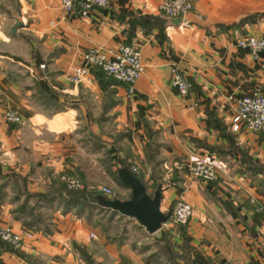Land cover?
Here are the masks:
<instances>
[{
  "label": "crops",
  "instance_id": "1",
  "mask_svg": "<svg viewBox=\"0 0 264 264\" xmlns=\"http://www.w3.org/2000/svg\"><path fill=\"white\" fill-rule=\"evenodd\" d=\"M159 2L108 0L80 16L60 0H0V225L34 231L21 246L0 239V264H264V128L230 126L239 96L264 93V51L252 58L235 44L264 34V0H197L178 20ZM121 43L141 52L132 94L97 67L78 83L66 78L88 48ZM172 65L184 94L170 85ZM7 109L23 122L6 121ZM201 157L213 178L190 172ZM121 166L150 194L161 184L166 214L189 202L187 223L149 233L103 202L78 210L57 200L46 223H23L31 215L19 206L36 202L26 194L62 172L105 184ZM122 218L130 227L108 229Z\"/></svg>",
  "mask_w": 264,
  "mask_h": 264
},
{
  "label": "built area",
  "instance_id": "2",
  "mask_svg": "<svg viewBox=\"0 0 264 264\" xmlns=\"http://www.w3.org/2000/svg\"><path fill=\"white\" fill-rule=\"evenodd\" d=\"M197 0H160L158 9L167 17H181L189 12ZM63 10L67 13L85 16L94 6H105L108 0H60ZM235 44L248 50L252 58H256L259 52L264 51V34H246L235 38ZM42 68L44 64L40 65ZM92 67H99L105 73L123 82L127 86V93L132 94L136 82L143 70L140 48L134 44L121 43L115 49L105 50L99 46L88 48L82 55L79 64L73 66L66 78L73 82H80L90 73ZM170 85L180 94L186 93L188 82L174 65L170 67ZM3 116L8 122L22 123L23 119L18 111L7 109ZM232 130H238L241 126L248 130H261L264 128V93L260 88L253 89L250 93L239 96L235 100L234 111L230 118ZM133 169H136L133 167ZM190 172L202 179H211L214 176V165L209 160L198 158L189 165ZM60 179L68 186L82 188L85 185L77 177L62 173ZM88 189L101 191L110 196L112 190L105 185L88 184ZM192 213L189 202L182 198L175 200L163 226L184 225ZM95 236L94 233H90ZM32 229L15 230L8 225H0V239L14 246H21L26 239L32 238ZM204 264H219L213 260Z\"/></svg>",
  "mask_w": 264,
  "mask_h": 264
},
{
  "label": "water",
  "instance_id": "3",
  "mask_svg": "<svg viewBox=\"0 0 264 264\" xmlns=\"http://www.w3.org/2000/svg\"><path fill=\"white\" fill-rule=\"evenodd\" d=\"M21 24L22 21L17 19L12 25V31L16 32ZM118 174L123 185L130 188V196L125 199L118 197L105 199L103 206L134 217L149 233L158 230L167 219V214L159 209L161 184H157L153 193L150 194L146 184L132 174L127 167H119Z\"/></svg>",
  "mask_w": 264,
  "mask_h": 264
},
{
  "label": "rangeland",
  "instance_id": "4",
  "mask_svg": "<svg viewBox=\"0 0 264 264\" xmlns=\"http://www.w3.org/2000/svg\"><path fill=\"white\" fill-rule=\"evenodd\" d=\"M62 173H69V174H71V175H73V176H75V177H77L81 182H83V184L85 185L84 187H82V188H75V187H68L61 179H60V175L62 174ZM61 174H59V176H58V181H61L62 183H64L65 184V186H66V188L67 189H71V190H73V189H75L76 191H79V192H83V195H78V198H80V202L79 203H77V204H84V205H76V207H77V209L78 210H81L82 208H86V207H89L90 205L89 204H96V203H86L84 200H87V198H91L92 197V194H93V192H91V191H89V190H92V189H88V188H86V186L88 185V184H96V185H105V186H107V187H109L111 190H112V193H111V195L109 196L110 198H114V197H118V196H125V197H129L130 196V193H131V190H130V188L129 187H125L117 178H107L105 181L107 182V183H96V182H91V181H89V182H86V181H84L80 176H78L77 174H75V173H71V172H68V171H64V172H62ZM127 188V189H126ZM124 190H127V191H125L126 193L124 194L123 193V191ZM94 191H97V190H94ZM99 192H101V191H99ZM130 192V193H129ZM88 193V194H87ZM95 195V194H94ZM33 197V196H32ZM33 198H35V200H36V202H33V204H30L29 206L31 207V208H27V210H31L32 212H31V216H29V219L28 220H30L31 219V217H35V218H37L36 220V223L38 224V223H46L47 221H48V219L50 220V218H51V215H50V202H48V201H43V200H41V201H39L38 200V198L37 197H33ZM81 200H83L85 203H83V201L81 202ZM42 204H41V203ZM95 202V201H94ZM91 207V206H90ZM170 213V212H169ZM27 215H29L28 213H26ZM131 219V218H130ZM131 220H134V219H131ZM126 224H128L127 223V221L124 219V218H122L120 221H117L116 223H113L112 225H108V229L110 230V231H115V230H117L118 231V233H121V231L120 230H118V228H124V227H126V228H128V227H130V225H127L126 226ZM32 226V225H31ZM29 229V228H28ZM31 229V228H30ZM91 236V235H90Z\"/></svg>",
  "mask_w": 264,
  "mask_h": 264
},
{
  "label": "trees",
  "instance_id": "5",
  "mask_svg": "<svg viewBox=\"0 0 264 264\" xmlns=\"http://www.w3.org/2000/svg\"><path fill=\"white\" fill-rule=\"evenodd\" d=\"M97 68L100 69L102 72H104L101 68H99V67H97ZM39 96L43 99V98H46L47 95H44L43 92H39ZM128 169H129V167H128ZM129 170L132 174H134L135 176H137L141 180V178L137 174H135L133 171H131V169H129ZM114 177L117 178L121 182L118 172L114 173ZM89 191L93 192V194H92L91 198L89 197V198H87V200H84L86 203H90L91 201L92 202L95 201V202L100 203V202H103L105 199L110 198L109 196H107L103 192L94 191V190H89ZM80 194L83 195V192L82 191L81 192L76 191L75 189H73V190L67 189L64 183L56 180L50 188L44 190L43 192H40V193L35 192V193L26 194V195H27V197L28 196H33V197L35 196L38 198L39 201L43 200V201H48L50 203L54 200H57V201L63 203L64 207L67 208V207H72L74 205H84V204H77L80 202L79 201L80 198H78V195H80ZM82 201L83 200H81V202ZM84 201H83V203H85ZM18 211H21L22 213H24V215H25V213L31 214V212H32L31 210L26 209L25 204H22L21 206H19ZM113 211H116V210H113ZM36 219L37 218H35V217H31L30 220L25 219L23 223L31 226L33 224V222L37 221Z\"/></svg>",
  "mask_w": 264,
  "mask_h": 264
}]
</instances>
